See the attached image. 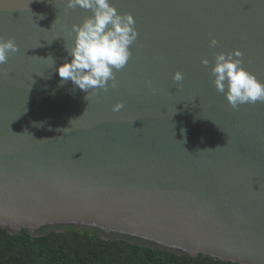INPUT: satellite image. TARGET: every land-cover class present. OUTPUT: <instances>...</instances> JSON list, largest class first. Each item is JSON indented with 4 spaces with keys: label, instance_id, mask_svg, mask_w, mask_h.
<instances>
[{
    "label": "water",
    "instance_id": "1",
    "mask_svg": "<svg viewBox=\"0 0 264 264\" xmlns=\"http://www.w3.org/2000/svg\"><path fill=\"white\" fill-rule=\"evenodd\" d=\"M111 2L138 36L117 87L86 98L56 68L90 11L0 0V37L18 47L0 65V228L264 264V102L233 110L211 73L239 50L264 83V0Z\"/></svg>",
    "mask_w": 264,
    "mask_h": 264
},
{
    "label": "clouds",
    "instance_id": "2",
    "mask_svg": "<svg viewBox=\"0 0 264 264\" xmlns=\"http://www.w3.org/2000/svg\"><path fill=\"white\" fill-rule=\"evenodd\" d=\"M66 7H79L91 14L79 25L71 26L74 37L71 46L66 47L71 60L57 66V75L86 92V98L90 89L106 91L108 87H117L115 72L129 61L130 46L138 36L133 17L129 13L120 14L111 0H66ZM217 44L215 38L209 41L210 47ZM17 51L12 38L0 37V65L7 62L9 54ZM241 55L239 50L216 53L211 68L215 89L223 94L233 110L240 105L264 102V83L247 71L240 59L234 58ZM208 63L206 58L201 59V64L207 66ZM172 79L180 82L183 74L176 71ZM146 83L151 87L150 82ZM123 107L122 102H117L112 110L118 112Z\"/></svg>",
    "mask_w": 264,
    "mask_h": 264
},
{
    "label": "trees",
    "instance_id": "3",
    "mask_svg": "<svg viewBox=\"0 0 264 264\" xmlns=\"http://www.w3.org/2000/svg\"><path fill=\"white\" fill-rule=\"evenodd\" d=\"M0 264H239L141 246L122 239H103L71 228L31 237L22 230L0 228Z\"/></svg>",
    "mask_w": 264,
    "mask_h": 264
}]
</instances>
